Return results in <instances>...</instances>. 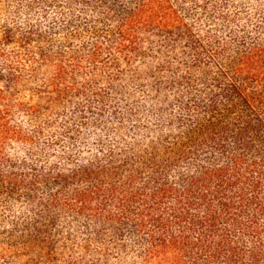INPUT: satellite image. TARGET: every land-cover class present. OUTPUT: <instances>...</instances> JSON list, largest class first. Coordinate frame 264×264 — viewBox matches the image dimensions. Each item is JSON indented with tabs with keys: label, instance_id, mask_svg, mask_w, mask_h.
Segmentation results:
<instances>
[{
	"label": "trees",
	"instance_id": "16d2710c",
	"mask_svg": "<svg viewBox=\"0 0 264 264\" xmlns=\"http://www.w3.org/2000/svg\"><path fill=\"white\" fill-rule=\"evenodd\" d=\"M138 55L187 92L151 149L97 130ZM0 234L25 264H264V0H0Z\"/></svg>",
	"mask_w": 264,
	"mask_h": 264
},
{
	"label": "rangeland",
	"instance_id": "374dc122",
	"mask_svg": "<svg viewBox=\"0 0 264 264\" xmlns=\"http://www.w3.org/2000/svg\"><path fill=\"white\" fill-rule=\"evenodd\" d=\"M163 40L159 39L158 37L154 38V51L157 47H161ZM164 44H167L163 42ZM180 44L177 46H173V48H166L169 51V56L175 54L174 51H179ZM146 50V49H145ZM147 52V50H146ZM171 60V59H170ZM178 60H173L172 64L174 67L178 66ZM166 63L163 67L161 64H164L162 60H153L148 55H138L131 59L129 62H121L118 69L113 71V77L110 78L109 81H103L102 88L106 92V101L111 109L117 108L120 114L114 115L109 112L105 118L106 126L108 128L101 130L103 124L100 125L99 130L100 134L103 136L107 135L109 138H116L118 140V145L120 147L125 145H132L136 147L138 144H142L148 149L150 148V139L161 137L159 135L160 131H164L171 139H177L181 134L182 131L185 129H180L177 127V123L174 125H168V121L174 119V115H170V112L175 111L176 101H174L175 95H178L184 92V100H187L186 97V90H177L176 88L173 89V92H168V97H165L162 100L159 97V93L155 91V87L150 88V84L157 82L158 80H162L164 78L171 79L173 76H170L169 73L165 72L164 68L167 64ZM171 66V64L169 65ZM159 97L160 99L157 100L156 98ZM155 98V99H154ZM78 103H74L77 105ZM96 106H100L101 103L95 102ZM154 105V106H153ZM159 107H166L168 108L167 112H161L159 115L145 113L143 114L149 107H154L157 109ZM141 108L142 111L140 112L137 118H130L131 120H125V126L119 128V118L120 117H128L123 116L122 112L124 110L129 111L127 108ZM174 107V108H173ZM109 108V110H111ZM145 109V110H144ZM88 117L90 115H87ZM120 116V117H119ZM145 126H148L147 128ZM171 133V134H170ZM183 137L185 134L182 133ZM29 146L17 144L11 150V155L15 158H27L31 153V149ZM22 240H18L19 242L24 241L25 239L21 238ZM12 238H9L6 235L0 234V264H25L27 261H31V259H37L36 254H25L26 251L29 250L28 243L23 245L22 254L16 255L11 250V242ZM39 264H43L42 262H37Z\"/></svg>",
	"mask_w": 264,
	"mask_h": 264
}]
</instances>
